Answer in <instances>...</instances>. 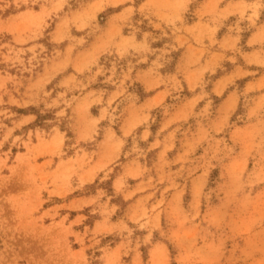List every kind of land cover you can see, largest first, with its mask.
<instances>
[{
	"label": "rangeland",
	"instance_id": "rangeland-1",
	"mask_svg": "<svg viewBox=\"0 0 264 264\" xmlns=\"http://www.w3.org/2000/svg\"><path fill=\"white\" fill-rule=\"evenodd\" d=\"M0 264H264V0H0Z\"/></svg>",
	"mask_w": 264,
	"mask_h": 264
}]
</instances>
